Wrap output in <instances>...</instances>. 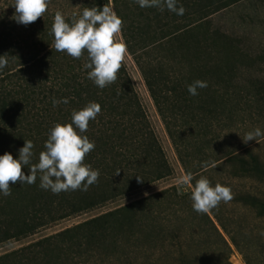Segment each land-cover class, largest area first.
Segmentation results:
<instances>
[{
	"label": "trees",
	"instance_id": "1",
	"mask_svg": "<svg viewBox=\"0 0 264 264\" xmlns=\"http://www.w3.org/2000/svg\"><path fill=\"white\" fill-rule=\"evenodd\" d=\"M108 0H49L44 16L28 25L14 19V0H0V155L19 154L25 140L34 144L32 163L56 123L70 122L72 112L89 102L101 111L84 133L95 148L85 164L99 170L87 190L53 194L34 184L10 183L11 195H0V245L41 228L121 198L171 174V165L155 133L125 64L117 79L100 89L87 78V52L73 58L54 48L51 29L56 12L70 18ZM242 0H178L182 16L158 8H140L134 0H111L122 18L121 36L134 59L186 174L208 178L213 172L229 179L263 184L264 157L253 148L221 152V130L230 126L237 105L246 103L234 82L232 62L240 59L232 38L213 26V16ZM52 46V47H51ZM195 80L207 82L188 92ZM264 101V82L260 85ZM64 98L69 103L53 101ZM240 150V151H239ZM28 174L26 167L22 168ZM139 177V178H138ZM237 204L255 213L248 230L223 218L227 203L208 213L193 210L191 192L161 190L0 255V264H152L153 248L173 264H231L233 244L245 264H264V188L235 190ZM212 217L216 218L215 224ZM204 224V225H203ZM222 227L230 242L218 228ZM206 226V227H205ZM219 238L223 243L216 244ZM215 245L217 250H215Z\"/></svg>",
	"mask_w": 264,
	"mask_h": 264
},
{
	"label": "clouds",
	"instance_id": "2",
	"mask_svg": "<svg viewBox=\"0 0 264 264\" xmlns=\"http://www.w3.org/2000/svg\"><path fill=\"white\" fill-rule=\"evenodd\" d=\"M140 8L167 9L182 16L185 8L177 6L178 0H134ZM49 0H14V19L18 24L28 25L44 16ZM122 18L109 5L84 8L81 13L74 14L69 20L61 12H56L51 29L54 36V48L57 52H66L73 58H80L87 52V78L100 89L113 83L127 53V45L116 39L122 30ZM52 47V46H51ZM7 66V60L0 55V70ZM207 82L195 80L188 85L192 96L198 95L197 89L206 88ZM69 103L67 98L53 101L54 106ZM101 111L97 102H89L83 108L74 110L70 122L56 123L44 143V151L39 154L38 162L33 164L34 144L25 140L19 154L13 158L12 153L0 155V195L10 196L11 185L19 182L29 185L36 183L39 177V187L50 190L53 194L69 190H87L98 181L99 170L91 164H85L84 158L95 148V141H90L86 133L89 121L95 120ZM259 128L249 132L246 142L261 136ZM28 169V174L22 168ZM139 178V177H138ZM193 180L189 172L181 177L180 185H189ZM233 199L229 186L213 183L206 177H201L191 190L193 210L197 213H208L218 207L221 202L228 203Z\"/></svg>",
	"mask_w": 264,
	"mask_h": 264
},
{
	"label": "rangeland",
	"instance_id": "3",
	"mask_svg": "<svg viewBox=\"0 0 264 264\" xmlns=\"http://www.w3.org/2000/svg\"><path fill=\"white\" fill-rule=\"evenodd\" d=\"M107 5L113 8L111 0L107 1ZM212 20L214 28L226 32L232 38L235 48L241 52L240 59L232 62L235 73L231 75V79L241 84L240 89L243 90L246 102L237 105L236 99L232 100L230 109L233 112L232 115L234 113L236 115L232 121H229L230 126L226 129L221 130L219 127V147L222 150L221 152L223 150L237 149L243 151L249 147L264 157V101H262L263 93L259 90L260 85L264 82V0H242L214 15ZM116 39L123 41L121 32L117 34ZM124 62L132 76L135 88L151 125L171 165V174L121 198L107 202L104 205L59 220L41 228L32 235L0 245V255L161 190L175 188L181 195L191 192L194 187L192 181L189 185H180L179 183L181 177L186 172L178 159L140 70L128 52L126 53ZM257 128L261 130L262 135L257 137L256 140L252 139L246 142L247 134ZM213 177L216 183L229 186L230 188L232 186L235 190L234 192L239 190L261 192L264 188L263 184L258 181L251 179H229L226 174L221 172H213ZM222 209L223 218H225V221L230 222V224H236L235 221H239L248 230L258 222L254 212L232 202H228ZM212 219L215 224H218L216 218L212 217ZM218 228L224 234L225 239L231 243L229 236L222 227L218 225ZM215 240L218 241L215 245H221L223 243L219 238H215ZM215 245L213 246L217 250ZM231 247L232 251L229 254L228 261L231 264H245L241 252L233 244H231ZM150 254L149 259L152 264H173L175 257L169 251L168 257L166 258L164 254H161L153 248L150 250ZM103 264H119V262H105Z\"/></svg>",
	"mask_w": 264,
	"mask_h": 264
}]
</instances>
